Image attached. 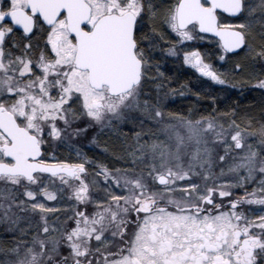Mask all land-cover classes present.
Returning <instances> with one entry per match:
<instances>
[{
    "label": "snow or ice",
    "instance_id": "obj_1",
    "mask_svg": "<svg viewBox=\"0 0 264 264\" xmlns=\"http://www.w3.org/2000/svg\"><path fill=\"white\" fill-rule=\"evenodd\" d=\"M201 43L264 68V0H0L3 264H264V116L173 113L150 88L157 49L228 84ZM129 120L120 166L55 151Z\"/></svg>",
    "mask_w": 264,
    "mask_h": 264
},
{
    "label": "trees",
    "instance_id": "obj_2",
    "mask_svg": "<svg viewBox=\"0 0 264 264\" xmlns=\"http://www.w3.org/2000/svg\"><path fill=\"white\" fill-rule=\"evenodd\" d=\"M205 44H213L212 48L217 49L214 43ZM205 44L198 47L205 54L206 59H209L215 66L213 60V58H216L214 56L215 53ZM154 55L156 57L155 63L158 66L162 63L164 64L160 68L161 73L165 71L164 75L166 77L162 85L168 87L170 91L175 93L174 95L177 94L176 92L188 93L186 98L178 97L170 100L166 105L168 111L173 113H187L190 111V113H195L196 115H209L213 114V111L221 114L234 113L237 118L254 117L257 123L264 116V92L253 88L250 83H247L253 73L260 74L264 72L258 63L254 65L251 60H246L242 57L226 61L222 66L221 72L225 74L229 86L235 84V90L240 91L238 93L236 91L229 93L230 89L228 87H225L223 91H219L218 87L214 86L210 80L198 77L191 69L186 70L178 63H175V67H173V63L169 65L165 61H161V57ZM237 62L247 65V70L234 71L233 65ZM127 136L128 132L126 133L125 130H123L122 134L108 133L105 134V137L101 136L98 144L102 149L101 152H96L97 156L95 157V153L89 151L88 156L97 162H106L105 164L109 163L110 159L115 161L117 166H120L122 161L117 157L122 155V149H125L128 143H131L130 139L125 138ZM102 154H105V159ZM11 235L12 233L4 228L0 229V242L9 244L8 238ZM4 260L5 255L0 253V264H3Z\"/></svg>",
    "mask_w": 264,
    "mask_h": 264
},
{
    "label": "rangeland",
    "instance_id": "obj_3",
    "mask_svg": "<svg viewBox=\"0 0 264 264\" xmlns=\"http://www.w3.org/2000/svg\"><path fill=\"white\" fill-rule=\"evenodd\" d=\"M251 3H253V5H258L260 3V0H251ZM204 44L205 43H201V44L197 45V47L200 46V45H204ZM205 45H207L208 48H211V50L213 51V53L216 54V53L219 52V49L217 47H216L217 49L212 48L213 47V44H205ZM165 47H166V45H165ZM154 54H156L159 57H161V61H165L169 65H172V63H173L174 64L173 67H175V63H178V64L182 65L183 68L186 69V70L191 69V68H189L187 65H185L182 62V59L180 57L167 56L165 52H161L158 49L155 50ZM215 54H214V56H216V58H213L214 64H215L214 67L217 68L221 72L222 66L226 62H223V63L220 62L217 59V55H215ZM161 65H159V71H160V73H161L160 68L163 67L164 64L162 63ZM170 68H171V66H170ZM260 68L262 70H264V68H262L261 65H260ZM191 70L198 77H200L198 75V73H196L193 69H191ZM162 73H163V75L158 77V79L161 80V81H163L164 79H166V77L164 75L165 71L162 72ZM201 78L202 79H206V78H203V77H201ZM213 85L216 86V87H218L219 91H223V89L225 87H228L230 89L229 93L230 92H233V91H236L237 93L240 92L238 90H235L234 87L229 86V84H226V85H218V84L213 83ZM150 88H151V91L153 93H158L157 98L160 101L161 107H163L166 110H167V106L166 105L168 104V102H170V100H174V99H176L178 97H180V98H186L188 96V93H182V92H176L177 94L174 95L175 93H173L172 91H170L168 89V87H164L163 85H161L159 88H157L155 81L150 85ZM186 114L194 115L195 113H190V111H188ZM213 114L217 115V117L219 119H221V120H224V119H228L229 118V117H226V116H222L221 113H218V112L215 113V111H213ZM123 130H125L126 133L128 132V136L125 137V138H128V139L131 140V143H128L126 145L125 148H127V147L132 146L134 144V141H135L134 131H139L140 130V125L137 124L136 122L132 121V120H129L127 122L120 123L119 125H117L114 128H104V129L89 128V130H88L87 133L83 134L79 138L70 139L68 141V143L66 145H64V146H57L56 149H55V151L57 152V154L60 157H63V158H71L72 157L71 159H75L76 158V156H75V150L78 148V149H80L82 152H84L87 155H88V152L89 151H92L93 153H95L94 155L96 157L97 156V153L96 152H99L100 153L101 150H102L101 147H99V145H98L99 142H100V139H101L100 137L101 136H104L105 137V134H108V133L122 134ZM102 155H103L102 157H104V159H105V154H102ZM106 159H108V158H106ZM107 164L109 166H117L116 162L115 161H111L110 159H109V163H107ZM2 228L5 229L6 226L3 225V224H0V229H2ZM9 258L10 257H6L5 256V259H9Z\"/></svg>",
    "mask_w": 264,
    "mask_h": 264
},
{
    "label": "flooded vegetation",
    "instance_id": "obj_4",
    "mask_svg": "<svg viewBox=\"0 0 264 264\" xmlns=\"http://www.w3.org/2000/svg\"><path fill=\"white\" fill-rule=\"evenodd\" d=\"M72 158V157H71Z\"/></svg>",
    "mask_w": 264,
    "mask_h": 264
}]
</instances>
